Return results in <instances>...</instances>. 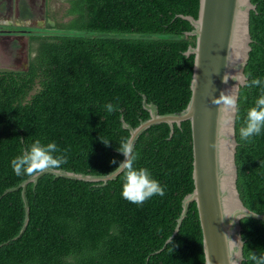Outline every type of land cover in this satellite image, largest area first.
Returning a JSON list of instances; mask_svg holds the SVG:
<instances>
[{
  "label": "trees",
  "instance_id": "16d2710c",
  "mask_svg": "<svg viewBox=\"0 0 264 264\" xmlns=\"http://www.w3.org/2000/svg\"><path fill=\"white\" fill-rule=\"evenodd\" d=\"M66 1L69 20L54 28L67 34L30 36L27 70H0V264H205L195 203L166 243L194 190L189 121L175 125L172 137L168 124L154 125L135 144L134 167L148 169L163 196L127 201L122 174L105 185L47 174L27 186L30 220L17 238L22 189L4 193L29 178L11 167L22 150L36 140L55 142L61 151L54 155L67 159L60 169L106 176L123 161L118 148L130 138L122 119L135 128L150 118L144 95L162 115L183 111L191 98L194 55L185 53L196 37L186 35L193 26L181 16L197 19L200 0ZM251 2L249 82L264 80V0ZM260 94L240 87L235 135L241 200L264 214V131L251 142L239 135ZM241 227L242 264H254L252 254L264 256V221L244 218Z\"/></svg>",
  "mask_w": 264,
  "mask_h": 264
},
{
  "label": "water",
  "instance_id": "95a60500",
  "mask_svg": "<svg viewBox=\"0 0 264 264\" xmlns=\"http://www.w3.org/2000/svg\"><path fill=\"white\" fill-rule=\"evenodd\" d=\"M256 9L251 0H200L197 19L181 16L193 26L186 35L196 37L195 47L190 46L185 53L188 57L194 55L192 93L187 107L178 113L162 115L144 95L143 107L150 118L135 128L122 119L123 128L130 133L128 142L133 150L140 135L154 125L168 124L172 137L175 125L181 127L185 121L191 123L194 190L183 199L174 234L166 243L178 234L190 205L195 203L203 234L205 264H242L245 258L241 220L264 221V214H257L244 205L237 187V111L211 103L219 98L221 92L227 93L237 85L231 94L237 97L238 104L240 87L245 85L231 79L225 84L223 78L225 74H245L252 51L250 13ZM47 25L54 26L52 22H47ZM47 174L83 182H102L104 185L120 175L114 171L106 176H96L59 169L36 178L29 177L19 186L8 189L4 195L22 189L25 221L17 238L24 234L30 220L27 186L32 183L35 188L39 179Z\"/></svg>",
  "mask_w": 264,
  "mask_h": 264
},
{
  "label": "clouds",
  "instance_id": "9594fccd",
  "mask_svg": "<svg viewBox=\"0 0 264 264\" xmlns=\"http://www.w3.org/2000/svg\"><path fill=\"white\" fill-rule=\"evenodd\" d=\"M249 75L238 73L235 75L225 74L223 78V83L225 84L231 79L247 87H259L261 89V94L256 99L254 105L247 109L243 125L239 129L241 140L247 142H251L253 137L260 135L264 131V80L253 78L249 82ZM236 87L237 85L227 93L221 92L219 98L213 99L211 103L219 105V107L223 106L233 112L237 111V97L231 94L236 90ZM106 107L109 111L113 110L111 105H107ZM60 151L55 142L45 145L36 140L25 150H22L19 156L13 158L11 167L17 176L26 175L36 178L45 172L59 170L61 165L67 163L65 155H54ZM118 151L123 154L124 160L119 163L114 172L122 174L121 195L124 199L133 204H143L154 195L163 196L165 194L164 187L152 178L148 169L134 167L135 157L132 155L133 148L130 142H122L119 145ZM112 163L115 164L116 161L113 160ZM250 259L254 264H264V256L257 257L255 254H252Z\"/></svg>",
  "mask_w": 264,
  "mask_h": 264
},
{
  "label": "rangeland",
  "instance_id": "374dc122",
  "mask_svg": "<svg viewBox=\"0 0 264 264\" xmlns=\"http://www.w3.org/2000/svg\"><path fill=\"white\" fill-rule=\"evenodd\" d=\"M67 8L66 0H0V29L15 30L13 33H7L10 40L0 43V66L8 65L0 67V70H27L30 60V36L56 32L67 34L54 28L56 24L69 20L64 18ZM39 22L42 24L39 25ZM47 22H52L54 29L49 30ZM23 30L25 32H20ZM37 91L34 90L32 94Z\"/></svg>",
  "mask_w": 264,
  "mask_h": 264
},
{
  "label": "crops",
  "instance_id": "0c3cea01",
  "mask_svg": "<svg viewBox=\"0 0 264 264\" xmlns=\"http://www.w3.org/2000/svg\"><path fill=\"white\" fill-rule=\"evenodd\" d=\"M9 33H12V32H9ZM30 38V37H29ZM6 40H10V37H7V34H2V33H0V43L1 42H4V41H6ZM14 42V41H13ZM15 43V42H14ZM0 51H1V44H0ZM6 66H8V65H6ZM6 66H0L1 68H3V67H6Z\"/></svg>",
  "mask_w": 264,
  "mask_h": 264
},
{
  "label": "flooded vegetation",
  "instance_id": "af4514ba",
  "mask_svg": "<svg viewBox=\"0 0 264 264\" xmlns=\"http://www.w3.org/2000/svg\"><path fill=\"white\" fill-rule=\"evenodd\" d=\"M9 32H15V30H13V29H11V30H9V28H7V29H0V33H2V34H7V33H9ZM20 32H25L24 30L23 31H20ZM28 32V31H27ZM30 36V35H29Z\"/></svg>",
  "mask_w": 264,
  "mask_h": 264
}]
</instances>
